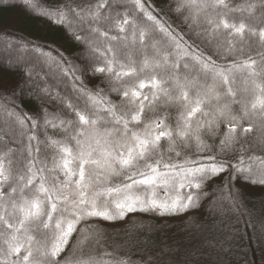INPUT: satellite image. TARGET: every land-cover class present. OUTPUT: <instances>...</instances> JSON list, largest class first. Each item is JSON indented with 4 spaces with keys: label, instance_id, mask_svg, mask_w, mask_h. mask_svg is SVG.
Returning <instances> with one entry per match:
<instances>
[{
    "label": "trees",
    "instance_id": "16d2710c",
    "mask_svg": "<svg viewBox=\"0 0 264 264\" xmlns=\"http://www.w3.org/2000/svg\"><path fill=\"white\" fill-rule=\"evenodd\" d=\"M227 3L230 10L223 18L244 25L242 37L228 36L223 30L211 33L214 24L207 21L210 17L214 23L218 21L215 11L220 10H201L182 0H140L139 4L137 0H0V157L9 176L0 187V203L6 213H14L13 205L21 206L27 198L29 189L12 192L11 188L19 189L22 181L14 178L25 175L29 165L34 171L44 170L37 173L38 183L63 181L64 176L55 167L60 147L75 152L76 142L80 141L85 148L111 150L110 146L120 141L114 136L106 142L101 134L114 129L106 111L109 106L118 114L129 112L123 91L131 87L126 82L130 78L118 80L114 74L96 71L105 67L106 61H111L115 69L126 57L133 61L155 59L156 53L167 57V65L155 70L157 79L164 76L168 83L163 87L169 92V86L176 84L183 85L190 98L194 99L196 92L207 101L202 105L207 115L197 113L193 118V128L197 123L202 125L198 131L201 147L196 146L195 137L186 145L174 137L173 151L169 153V142L161 140L159 154L177 164L225 162V171L204 180L199 189L181 188L173 181L167 187L134 193L142 200L157 202L180 200L191 194L195 203L186 211L161 215L158 211L137 210L126 213L123 219L82 220L56 264L73 253L84 259H120L128 264H264V184L260 183L264 181V117L258 113L245 116L260 93L257 85L264 88V39L259 36L264 32V0ZM125 19L130 24H123ZM156 21L172 35L161 31ZM140 32L143 41L138 40ZM181 37L177 47L174 38ZM200 56L220 68L251 57L255 61L252 71L259 75L234 72L235 82L230 85L234 95L226 97L222 88L227 86L203 79L204 73L194 58ZM209 86H214L222 99L205 95ZM148 92V88L143 89L144 94ZM93 96H99L103 103L94 104ZM225 101L228 107L221 115L219 110ZM77 113L97 123L82 125ZM183 113L186 109L179 101L160 103L153 111L146 110L141 125L130 127L140 129L152 120L163 119L175 129ZM233 117L239 124L230 146L224 149L220 141L233 126ZM213 119L215 123L210 125ZM241 128L252 131L242 134ZM210 156L216 161H209ZM123 183L119 177H109L96 190ZM28 235L36 243L25 244ZM52 235L42 226L30 233L13 234L3 229L0 249L5 254L0 259L17 264L25 252L22 249L20 257L9 255V245L24 244L35 250L52 240ZM29 264H33L31 258ZM35 264H41L38 256Z\"/></svg>",
    "mask_w": 264,
    "mask_h": 264
},
{
    "label": "snow or ice",
    "instance_id": "6c2138e0",
    "mask_svg": "<svg viewBox=\"0 0 264 264\" xmlns=\"http://www.w3.org/2000/svg\"><path fill=\"white\" fill-rule=\"evenodd\" d=\"M182 2L185 5H198L201 10L205 8L214 11L216 9L220 10L215 11V16L220 17L218 21L214 23L212 17L207 21L209 24H214L210 29L211 33L219 34L223 30L231 37H242L245 33L244 25H235L223 18L230 10L227 0H182ZM137 3L139 4L140 0H137ZM149 19H153V17L149 16ZM156 23L161 31L167 35H172L159 21H156ZM123 24H130V21L125 19ZM120 31H124L123 26L120 27ZM259 36L264 39V32H260ZM182 39V37L179 40L174 38L177 47H180ZM138 40H144L142 32L138 34ZM227 43L231 45L233 41L229 39ZM155 57V59L145 58L143 61H133L126 57L125 62L118 63L115 69L111 61H106L105 67L96 69L101 73L114 74L118 80L130 78L126 82L131 87L123 91V97L130 105L129 112L118 114L112 106L106 109L112 117L114 129L107 130L101 135L106 142L109 137L116 136L120 138L119 142L110 146L111 150H109V147H103L99 151L91 146L85 148L83 143L77 141L75 152L67 146L58 149L60 157L55 167L64 176L63 181L53 179L49 183H45L43 180L38 183L37 173L44 170L37 168L34 171L31 165L28 166L25 175L14 178L22 181V183L19 189L11 188L12 192H23L25 188L29 189V192L25 193L27 198L23 200V205H13L15 208L14 213L11 211L6 213L3 204L0 203V235H3V229L9 230L13 234L18 232L30 233L34 228L38 230L41 226L44 229H49L53 234L52 240H49L47 244H41L35 250L25 248L24 244L16 247L9 245V255L20 257L22 249L25 252L23 257L17 261V264H21V261L22 264H29L30 258L35 264L37 256L41 264H56L57 257L64 251V246L67 245L72 233L76 231L77 224L82 220L93 218L102 220L123 219L126 213L137 210L158 211L161 215L186 211L195 203V199L191 194L180 200L157 202L154 199L142 200L140 196L134 193L140 190L149 191L155 188L167 187L173 181L175 184H179L181 188L188 186L199 189L204 180L225 171L224 161L207 164H201L199 161H185L177 164L159 154L161 140L169 142V153L173 151L174 137L185 145L188 141H193L195 137L196 146L201 147L198 131L202 125L197 123L193 128V118L197 113L202 116L207 115L202 110V105L206 104L207 101L196 92H193L195 98H190L181 84L170 85L172 92L163 87L168 81L163 75H160L157 79L159 74L155 70L167 65V57H160L159 53H156ZM194 58L204 73L203 79L206 81L211 79L214 85L227 86L222 88L223 96L226 97L234 95L230 86L235 82L234 72L244 70L250 76L259 75V72L252 71L255 61L251 57L246 62L228 65L223 68L217 67L208 58L202 56ZM192 87L196 88L197 85L193 84ZM145 88L149 89L148 94L143 93ZM257 88L260 89V93L257 95L256 100L250 104L245 116L258 113L264 117V88L259 85H257ZM205 95L217 100L222 99L216 93L214 86L207 87ZM91 99L96 105L103 103L99 96H93ZM170 101H179L186 109V113L181 115L175 129H170L163 119L152 120L140 129L130 127V125H141L146 110L153 111L158 104ZM227 107L228 102L225 101L224 108L219 110L221 115L224 114ZM76 115L82 125L95 126L97 123L95 119H90L84 114L77 113ZM232 120L233 126L228 129V135L220 141L224 149L230 146L233 134L236 132V126L239 124L235 117ZM208 123L212 125L215 120L213 119ZM251 131V128H241L242 134ZM96 143L99 144L100 141L97 140ZM174 155L180 156V152H175ZM207 159L216 161L215 156H210ZM191 163H197L199 166L195 168L186 167ZM261 163L264 164V161H261ZM228 166L233 167L236 171H241L234 165ZM93 170H95V176ZM109 177H119L125 183L122 186L106 187L103 191L96 190V186L105 183ZM194 177L198 179L193 180ZM8 179V170L3 163V157H0V187L6 184ZM260 183L264 184V181H260ZM175 184H172V186L175 187ZM2 200L3 195H0V201ZM12 238L15 239V235ZM34 243L36 242L33 241L32 236L28 235L25 244ZM34 251L36 255H34ZM4 254V250L0 249V257ZM105 255L110 256L111 254L106 253ZM0 264H9V261L0 259ZM61 264H128V261L120 259H84L76 257L73 253Z\"/></svg>",
    "mask_w": 264,
    "mask_h": 264
}]
</instances>
